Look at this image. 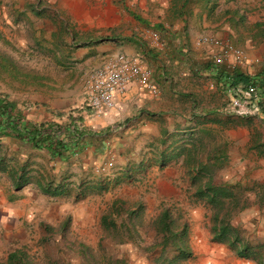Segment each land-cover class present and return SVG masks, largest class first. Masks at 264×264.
<instances>
[{
	"label": "rangeland",
	"instance_id": "obj_1",
	"mask_svg": "<svg viewBox=\"0 0 264 264\" xmlns=\"http://www.w3.org/2000/svg\"><path fill=\"white\" fill-rule=\"evenodd\" d=\"M169 2L174 7L173 0H153L151 3L145 0H0V55L8 57L20 72L15 74L0 69V96L8 93L15 97L23 96L26 101L35 96L41 97L42 103L48 99L53 88L60 91L72 73L48 57L42 43L46 40L47 46L50 43L48 31L55 33L62 26L68 30L64 34L58 32L57 36L52 34L53 42L60 43L67 36L70 39L69 33L74 42L89 37H107L109 41H117L130 36L140 41L144 50L160 48L158 52L166 51L167 45L154 46L149 34L151 31L159 32L153 28L159 23L158 20L166 22L163 8L170 5ZM195 5L198 3L191 2L186 10L190 12ZM127 11L138 14L148 26L139 24ZM115 15L119 16L117 22L111 20ZM216 18L208 16L205 21L211 22ZM35 22L38 23L37 28ZM38 28L41 29L39 33ZM163 28L159 35L165 42L168 36ZM231 42L240 44V34H235ZM71 71L81 74L76 66ZM89 72L82 76V84ZM237 117L217 116V122H211L208 115L201 120L196 117L190 119L201 124L200 129H195V137H181L184 140L175 143L181 146L180 153L164 165L156 161L159 148L156 151L151 144L139 146L135 151L138 152L137 161L132 159L134 162L130 164L132 169L119 170L123 174H115L119 176L117 181H98L105 185L98 192V188L94 189L96 185L87 184L86 176L79 178L74 175L77 187L90 189H85L84 193L75 191L77 199H71L69 196L72 194L51 199L62 205L56 213L52 211L53 207L47 209L48 204L52 203L47 200L39 209L35 207L29 210L22 220L28 221L26 231H30L20 245L24 262L160 264L156 263L158 257L163 255L168 259L173 254L169 246L162 250L157 245L160 236L153 225L158 213L165 208L174 224L185 223L187 226L185 244L191 256L174 264H256L254 260L236 256L226 244L210 239L212 209L193 194L198 184L208 180L216 185H228L235 197L234 202L223 201V209L228 211L230 223L237 228L243 241L248 242L256 252L264 253V124L253 114H250L247 125L244 119L241 123ZM209 122L211 127L203 125ZM256 144L261 146L254 148ZM125 149L123 154L129 152V149ZM256 149L263 153L256 155ZM200 164L204 166L201 169ZM115 199L120 201L117 203L120 207L118 212L112 207ZM136 204L139 206L135 207ZM132 209H136V215H127L126 212ZM102 215L113 220L114 230L104 229L100 225ZM63 217H66L68 224L63 232H59V220ZM37 219L55 229L53 236H47L49 239L38 238V234L41 236L45 232L41 227L39 232ZM123 226L127 233L122 230ZM126 234L131 236L127 238ZM8 249L14 247L10 245Z\"/></svg>",
	"mask_w": 264,
	"mask_h": 264
},
{
	"label": "crops",
	"instance_id": "obj_2",
	"mask_svg": "<svg viewBox=\"0 0 264 264\" xmlns=\"http://www.w3.org/2000/svg\"><path fill=\"white\" fill-rule=\"evenodd\" d=\"M146 1L151 3L153 0ZM169 3L163 8V19L166 22L158 20L157 23H162L160 26L165 27L167 32L168 37L164 43L167 45L166 51L158 52L159 47L144 50L135 40L127 41L126 38L130 36L117 41H99L89 37L74 42L69 33L70 39L67 36L60 43L53 42L52 34L57 36L58 32L64 34L68 30L62 26L54 30L55 33L48 31L50 43L47 46L46 40L42 43L44 53L72 73L60 91L53 88L49 94L52 96L48 95V99L42 103L41 97L33 96L32 100L29 98L26 101L23 96L5 94L24 121L64 122L65 117L59 118L56 113L79 115L77 107L83 105L82 76L116 52L137 55L141 63L151 71V79L159 89L158 94L151 95L132 84L124 93L115 95L111 108L99 114L82 116L81 125L87 135L82 139L84 146L73 153L65 152L57 156L14 136H0V263L15 248L23 255L20 245L30 231H26L28 221L22 220L29 214V210L35 207L39 209L42 203L49 200L52 203L48 204L47 209L53 207L52 211L56 213L62 205L51 199L67 194L73 195L69 196L71 199H77L75 191H80L82 187H77L75 176H86L87 184L94 185L100 184L98 181L103 183L105 179L114 180L119 178L115 174H123L119 170L132 169L130 164L134 162L132 159L137 161L138 152L135 151L139 146L151 144L156 151L159 148L160 152L170 142L184 140L181 137L185 135L195 137V129H200L201 124L190 119L196 117L201 120L208 115L213 116L217 122V116L231 115L220 112L225 91L210 75L212 71L207 66L214 69L219 65L237 67L255 78L264 71V0H201L190 12L186 10L188 4L185 7H180V4L173 7ZM127 12L129 16L133 13ZM115 16H112L113 22L118 21L119 16ZM208 16L217 18L206 22ZM35 23L37 28L38 23ZM235 34H240V44L231 42ZM203 37L215 42L202 43L200 40ZM227 50L230 51L224 54ZM231 50L241 52V64L234 63ZM150 54L155 56L150 57ZM216 57H221V60L216 62ZM74 66L81 70L80 75L71 71ZM216 106L218 108L215 109ZM210 123L203 125L211 127ZM163 141L167 142L165 146ZM125 148L129 152L123 154ZM120 152L122 154L119 155ZM122 164L125 166L122 167ZM46 188L50 191L57 189L59 194L46 193L43 191ZM65 219H60L59 224ZM41 224L40 219H37L39 232ZM44 235L46 233L41 236L38 234V238ZM10 245L14 249H8Z\"/></svg>",
	"mask_w": 264,
	"mask_h": 264
},
{
	"label": "trees",
	"instance_id": "obj_3",
	"mask_svg": "<svg viewBox=\"0 0 264 264\" xmlns=\"http://www.w3.org/2000/svg\"><path fill=\"white\" fill-rule=\"evenodd\" d=\"M193 1L197 3L201 2V0H173V4L174 7H176L178 4H180V7H185L187 4H190ZM131 17L139 24L148 26V23L145 21V19L140 17L138 14L131 13ZM153 28L157 29L159 32L164 30V28L159 24L154 25ZM98 40L105 41L110 40V38L106 37L100 38ZM126 40L133 42L135 39L133 37H128ZM136 43L141 44L140 41H136ZM148 50L151 49L149 48ZM151 56L155 55L150 54V57ZM206 68H211L210 71H212V73L210 75L215 78L217 84H219V86L224 89L223 91H225V88H231L238 84L251 83L255 85L256 89L258 90L257 93L259 98L254 112L244 115H234L238 116V121H242V119H244V122L247 125V123L250 122V114H253L257 116V118L264 124V71L257 74L256 78L259 79L257 80L255 77L243 73L237 67L227 68L226 66L219 65L215 69L210 66H207ZM0 69L9 73H20L17 66L4 55H0ZM56 116H59V118L65 117L64 122L57 123L54 121H41L37 123H31L29 121H24L22 120L20 113L15 109L14 104L9 101L6 96H0V136H14L15 138L30 143L36 148H45L50 153H53L57 156L64 154L65 152L73 153L81 149L84 146L82 139L85 135H87L86 129L81 125L82 116L78 114L72 115L70 112L67 115L61 114V112H59L56 113ZM229 116H232V114ZM210 121L216 122V119L212 116ZM164 142L165 141H163V143ZM258 145L261 146L260 144H256L254 148L259 147ZM180 147V145L176 146L175 143L170 142L167 147L163 148L162 151L157 153L156 161L158 164L164 165L168 160L174 159L180 153ZM257 152L263 153L262 150H257ZM203 167L204 166L200 164L199 169ZM197 170L198 169L196 168V171ZM116 179L118 178H115L114 180ZM104 188L105 185L101 183L94 187V189H97V191ZM85 189L87 190L90 188L84 187V189L80 190L82 193H84ZM43 191L52 195L59 194L57 189L50 191V189L46 188ZM193 194L197 199H203L208 205H210L212 209L210 216V239L212 241L226 244L229 248L234 250L235 255L238 257L254 260L256 264H264V253L261 254L260 252H256L248 242H245L241 239L237 228L230 223L228 211L223 209L224 199L232 201L233 198H235L234 193L231 189H229L228 185H216L208 180L204 184H198ZM118 202L120 201L116 199L112 202V207L115 208L114 210L116 212H118L120 208L117 206ZM138 206L139 204H136L135 207ZM135 211L136 209H132L128 210L126 213L129 216L136 215ZM99 223L104 229H115L113 220L106 215H102L100 217ZM41 225L42 230L46 233V235H44L42 238L49 239L47 236L55 233L53 232L55 229L53 230L50 228V226L43 223ZM153 225L156 233L160 236L157 245H159L162 250H165V248L169 246L173 252L172 256L168 259L163 255L162 257H158L156 259V263L174 264L178 260L186 259L191 256V251L185 244L187 234V226L185 223L174 224V220L171 217L169 211L164 208L154 219ZM66 227L67 219L58 225V231L63 232ZM123 227L124 228L122 230L127 233L126 227ZM125 236L128 238L131 235L126 234ZM152 245L153 244H151L150 247H152ZM147 249L150 248L147 247ZM82 253L84 254L85 252L82 251ZM0 264H26V262L23 260L22 253L14 250L8 253L5 262Z\"/></svg>",
	"mask_w": 264,
	"mask_h": 264
},
{
	"label": "built area",
	"instance_id": "obj_4",
	"mask_svg": "<svg viewBox=\"0 0 264 264\" xmlns=\"http://www.w3.org/2000/svg\"><path fill=\"white\" fill-rule=\"evenodd\" d=\"M149 36L154 46L160 47L165 43L157 32L151 31ZM200 42L211 44L215 41L203 37ZM228 51L230 50L224 54ZM231 52L234 63L241 64L243 61L241 52L238 50ZM220 60L221 57L215 59L216 62ZM262 65L264 68V57ZM132 84H136L138 88L146 90L151 95H156L159 91L151 79V71L141 63L137 55L116 52L99 66L91 69L84 79L82 84L84 101L82 106L77 107L79 115L99 114L111 108L115 95L124 93ZM257 92L256 86L251 83L225 88V102L220 112L235 115L254 112L259 98Z\"/></svg>",
	"mask_w": 264,
	"mask_h": 264
}]
</instances>
